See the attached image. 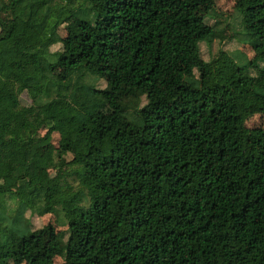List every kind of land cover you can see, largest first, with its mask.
Masks as SVG:
<instances>
[{"label": "trees", "instance_id": "1", "mask_svg": "<svg viewBox=\"0 0 264 264\" xmlns=\"http://www.w3.org/2000/svg\"><path fill=\"white\" fill-rule=\"evenodd\" d=\"M213 5L0 0V264H264V130L244 126L264 115V0L234 3L243 65L200 58L220 39L204 23ZM60 25L69 49L52 55ZM52 133L67 172L38 152ZM56 208L64 233L26 228L24 211Z\"/></svg>", "mask_w": 264, "mask_h": 264}, {"label": "rangeland", "instance_id": "2", "mask_svg": "<svg viewBox=\"0 0 264 264\" xmlns=\"http://www.w3.org/2000/svg\"><path fill=\"white\" fill-rule=\"evenodd\" d=\"M235 1L236 0H214L212 14L205 16L204 23L212 27L215 33L219 35L220 39L214 40L210 45L204 43L199 44V55L203 61L207 62L211 60L219 51L226 54L238 65H243L247 60L252 58V50L249 44L245 41L240 17L234 9ZM191 15L195 17L203 15V10L200 7H195ZM56 33L58 36V42L49 48V52L52 55L59 53L65 54L69 49V39L64 31L63 25L58 27ZM52 74L57 80H63L65 78V72L60 69H53ZM87 81L88 84L93 85L95 88L101 89L104 87V83L101 80H93L89 78ZM37 93L38 90L36 87H30L18 96L19 104L23 107L30 106L37 98ZM94 109L96 112L102 114L110 112L106 103L102 100L95 104ZM244 126L247 129L256 128L264 130V115L256 112L247 113L244 120ZM45 132L46 129L43 127L38 130L40 136L44 135ZM47 151H50L54 162L64 165L62 170L65 172H67L66 170H70L67 168V164L72 158V152L68 146L60 144L58 134L52 133L47 145L38 150L39 154H44ZM56 173V169H37V174L43 178H53ZM65 179L70 185H75V182L70 177L65 176ZM15 206L16 203L14 200L6 202V207L9 210L14 209ZM22 217L26 220V228L30 231L50 226L54 233H64L65 224L58 208L54 209L52 212L47 211L42 215L31 214L30 211L26 210ZM61 262V259L58 257H54L52 260L53 264H61Z\"/></svg>", "mask_w": 264, "mask_h": 264}]
</instances>
